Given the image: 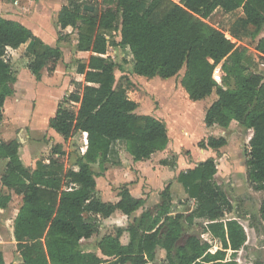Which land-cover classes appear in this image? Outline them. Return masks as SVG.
I'll return each instance as SVG.
<instances>
[{
	"label": "trees",
	"instance_id": "trees-1",
	"mask_svg": "<svg viewBox=\"0 0 264 264\" xmlns=\"http://www.w3.org/2000/svg\"><path fill=\"white\" fill-rule=\"evenodd\" d=\"M217 8L225 13L241 9L239 23L254 39L264 28V0H98V12L89 15L83 14L78 0H67L57 16L58 41L76 32V50L90 56L76 69L85 84L62 99L48 126L64 141L85 133L86 150L76 160L77 171H64L67 155L60 144L51 147L47 165L39 161L29 171L19 158L18 141H0V160H6L1 184L22 196L23 202L13 227L21 258L17 264H150L157 249L165 253L162 264H238L236 255L246 243V234L236 220L224 217L231 205L215 183L213 158L176 178L188 199L196 203L188 217L175 213L168 185L159 193L155 213L144 211L115 236L101 238L97 246L103 258L82 252L79 243L99 231L95 216L108 218L119 211L130 217L145 205L125 186L119 189L116 204L96 199V175L90 166L97 164L104 171L106 164L120 165L119 142L135 162L150 159L168 144L165 124L136 114L138 105L128 98L126 88L114 86L116 64L107 56L109 47L126 49L133 73L139 77L166 80L184 69L180 85L192 102L214 92L217 98L205 111L204 125L228 128L237 122L252 131L246 177L254 191L264 192V79L255 72V64L250 66L246 47L207 22ZM67 29L72 31L62 35ZM117 33L119 42L114 40ZM27 42L32 56L27 69L37 80L42 70L52 77L62 58L58 46L45 44L19 22L0 16V121L16 82L8 50ZM254 50L264 63V37L256 40ZM66 104L78 107L74 111ZM226 144L224 137H208L198 146L217 151ZM66 181L73 186L65 188ZM8 201L9 197L0 195V208ZM259 215L264 223V198ZM194 218L205 220L202 229L212 238L211 244L192 235L179 243L182 221L192 224ZM123 232L129 236L127 245L119 242ZM0 264H5L1 251Z\"/></svg>",
	"mask_w": 264,
	"mask_h": 264
},
{
	"label": "rangeland",
	"instance_id": "rangeland-1",
	"mask_svg": "<svg viewBox=\"0 0 264 264\" xmlns=\"http://www.w3.org/2000/svg\"><path fill=\"white\" fill-rule=\"evenodd\" d=\"M78 1L83 5L84 15L93 14L99 10L98 0ZM173 1L177 3L179 0ZM66 4L67 0H8L5 2L0 0L1 15L19 22L30 31L39 34L47 42L62 49L63 56L59 63V75L54 79L46 78L45 83L39 84L34 81L32 73L26 69L32 60L29 52L30 43L22 45L16 51L8 50L7 58L13 72L19 79L16 92L21 97L27 93L22 106L20 105L14 113L21 118L15 119V124L10 129L13 134L11 137L20 142L22 149L30 147L35 150L34 152H39L42 160L48 159L51 147L59 144L56 140V134H52L54 132L47 129V125L43 121L45 113H49L51 110L48 106L52 103V99L61 92L59 101L67 97L70 91H80L84 84L81 82L80 86H77L74 80L77 75V64L86 62L90 56L89 53L78 55L76 48L73 47V41L77 38L76 32L57 41L58 11ZM241 18V10L233 14L218 12L211 16L207 22L222 31L230 41H239L243 44L247 49L248 60L251 62L250 66L255 64L253 66L255 72L262 75L264 79V63L254 50L256 40L264 36V28L262 33L254 39L250 30L241 27L239 23ZM71 31V29H67L62 35ZM47 38L50 39L47 40ZM114 40L115 42L120 41L118 33L114 34ZM107 53L116 64L114 86L118 88L122 84L126 88L128 98L138 105L136 114L151 116L165 124L168 144L163 151L157 152L144 164L137 166L138 168L132 167L129 177H126L124 172L119 173L116 168L119 165H107L105 171H109L107 175L97 165H94V174L97 176L99 184L98 194L102 195L106 201L114 202L117 188L123 183L131 181L130 185H134L133 189L136 191L142 187L140 193L145 199V205L138 213L141 210L155 212L161 202L159 193L168 182L173 186L180 172L193 169L200 162L213 158L217 164L215 183L224 191L231 205L230 212L226 211L224 217L236 220L246 234V243L236 255L237 263L264 264V223L259 215V207L264 198V192L254 191L246 177V161L251 132L237 122H232L228 128L205 127L203 122L205 111L217 97L212 94L203 101H190L180 85L184 69L170 80H162L158 77L146 79L133 73L132 58L126 49L109 47ZM126 80L129 81L128 84L125 82ZM48 85H53V87L50 88ZM65 107L75 111L78 106L66 104ZM208 137H224L227 144L217 151L199 148V142L206 141ZM60 142L62 149L69 157L68 162L66 159L67 164L71 162V159L74 162V155L78 150L80 152L82 145L80 137H72L66 142H62V140ZM22 149H20V155H23ZM116 150L120 162V154L123 157L126 150L120 144H117ZM162 161H165L166 164H161ZM150 174L154 180L161 179L162 186L160 188L153 187L160 183L159 180L157 183L151 181L150 184ZM174 186L176 188L171 189L174 211L183 214L186 218L194 211L196 203L183 196L185 193L180 184L175 183ZM117 222L120 226L125 225V219L122 217H119ZM204 223L205 220L201 218H194L192 224L183 220V234L179 243L192 235L201 242L211 244L212 238L203 232ZM11 227L12 224H10V229ZM111 229L113 230L111 224L100 221V233L108 234ZM1 234V240L6 243L4 246L6 251H11L15 255L16 252L12 250V246L9 244L7 227L3 229ZM95 239L98 240L99 236L94 238L93 242ZM162 253V256L158 253L153 264H162L165 255L164 252ZM14 258L16 257L14 256ZM14 258L11 262L16 261Z\"/></svg>",
	"mask_w": 264,
	"mask_h": 264
},
{
	"label": "crops",
	"instance_id": "crops-1",
	"mask_svg": "<svg viewBox=\"0 0 264 264\" xmlns=\"http://www.w3.org/2000/svg\"><path fill=\"white\" fill-rule=\"evenodd\" d=\"M4 2L5 1H8V0H3ZM180 1V0H179ZM178 1V2H179ZM177 2V3H178ZM63 7V6H62ZM61 7V8H62ZM61 8H60V10H61ZM59 10V11H60ZM239 10H241V9H238V10H236V11H233V12H230V13H225V12H223L220 8H217V9H215L214 10V12L211 14V16H214L216 13H218V12H221V13H224V14H233V13H236L237 11H239ZM59 11H58V13H59ZM242 11V10H241ZM0 16L2 17V18H4V19H7V20H12V19H10V18H7L6 16H3V15H1V13H0ZM210 16V17H211ZM209 17V18H210ZM242 17H243V14H242ZM57 22V21H56ZM24 26V25H23ZM50 29V28H49ZM30 30V29H29ZM57 30H58V34H59V32L61 31L60 30V27L57 25ZM32 32V34L35 36V37H37V38H39L42 42H44L45 44H47V45H49V46H51V47H56V46H54V45H52V43H50V42H47L45 39H43L42 37H40L39 36V34H37L36 32H33V31H31ZM262 33V32H261ZM260 33V34H261ZM76 37H77V33H76ZM262 37H264V36H262ZM261 38V37H260ZM50 38H47V40H49ZM57 41H58V36H57ZM28 43H30V42H27L26 44H24V45H27ZM76 44H77V38H76V40L75 41H73V47L74 48H76ZM59 47V46H58ZM60 48V47H59ZM61 49V48H60ZM18 50V49H17ZM11 51H16V50H11ZM61 51H62V49H61ZM76 52L78 53V55H82V54H86V53H83V52H78L77 50H76ZM62 56H63V53H62ZM107 56H109L108 55V53H107ZM61 60H62V58H61ZM61 60L58 62V64H57V67H56V69H55V72H54V74H53V76L52 77H49L48 76V74H47V72H46V70H42L41 71V78H40V80H37L36 78H35V76H34V81L37 83V84H39V83H45V79L46 78H51V79H54L55 77H57L58 75H59V72H58V70H59V63L61 62ZM27 69V68H26ZM28 70V69H27ZM77 74V73H76ZM174 78V77H173ZM173 78H170V79H173ZM170 79H168V80H170ZM75 80V82H76V84H81V82H83V84H85V82H84V79H83V76L82 75H79V74H77L76 75V78L74 79ZM167 80V79H166ZM18 84H19V79H18V76L16 77V82H15V84L12 86V88H13V90H14V94L11 96V97H8L6 100H5V103H4V105H3V118H2V120L0 121V141H3V142H9V141H12V140H16L15 138H12L11 136H13V134H12V132H10V129L13 127L12 125H14L15 124V119H20L21 117L20 116H17V115H15L14 113H15V111L17 110V108L21 105L22 106V103H23V101H25V99H26V97H27V93L25 94V95H23L22 97L21 96H19L18 94H17V92H16V90H17V86H18ZM50 88L51 87H53V85H48ZM54 87H56L55 85H54ZM64 87H65V82H64ZM69 88H71V87H69ZM64 90V89H63ZM27 92V91H26ZM74 91H70V94L71 93H73ZM62 93V92H61ZM60 93V94H61ZM59 94V95H60ZM69 94V95H70ZM212 94H214L215 95V93L213 92ZM211 94V95H212ZM59 95L57 96V97H55L54 99H52V103L50 104V106H48L49 108H51V110H50V112L49 113H45V118L43 119V121H45V124L47 125V129H49L50 131L52 130L51 128H49V126H48V121H49V119L50 118H52L53 116H54V114H55V112H56V110H57V107H58V105H59V103L62 101V99L59 101ZM68 95V96H69ZM210 95V96H211ZM67 96V97H68ZM206 99V98H205ZM205 99H203V100H205ZM203 100H201V101H203ZM215 101V100H214ZM213 101V102H214ZM212 102V103H213ZM211 103V104H212ZM36 107V106H35ZM136 113V112H135ZM14 118V119H13ZM204 119V118H203ZM206 127V126H205ZM247 131H250L251 132V137H252V131L251 130H247ZM51 132H54L53 130L51 131ZM52 134H56L55 132L54 133H52ZM56 136V140H57V142H59V144L61 145V142H60V140H62V142H66V141H64L63 140V138L62 137H60L58 134H56L55 135ZM59 136V137H58ZM80 137V139H81V141H82V145H81V147H80V152H79V150L77 151V153L74 155V159H75V161L73 162L72 160L73 159H71V162H69V164H67V162H68V160H69V157H67L66 159H67V162H65V164H64V171H68V170H72V171H77L78 170V167L76 166V160H77V158L78 157H80V156H82L83 154H84V152H85V150H86V134L85 133H82V132H78V133H76L73 137ZM251 137H250V139H251ZM69 139H72V137L71 138H69ZM68 139V140H69ZM249 139V140H250ZM18 143L20 144V142L18 141ZM118 144H120V145H123L124 147H125V150H126V146H125V144L124 143H122V142H119ZM20 149H22V147H21V145H20V147H19V150H18V154H19V158H20V160H21V162H22V164H23V166L26 168V169H28L29 171H34L35 169H36V163L37 162H42L43 164H45V165H47L48 163H49V157H50V155H49V157H48V159H44V160H42V159H40L41 158V156L39 155V152H34L35 150H33V148L31 149L30 147H26V149H22V152H23V155H20ZM36 149V148H35ZM28 151V152H26V151ZM65 152V151H64ZM38 153V154H37ZM156 154V153H155ZM155 154H153V155H155ZM152 155V156H153ZM151 156V157H152ZM150 157V158H151ZM120 162H121V164L119 165V166H117L116 168L118 169V171H119V173H121V172H124L127 176L126 177H129V173H130V169L132 168V167H134V168H138L137 166H140V165H142V164H144V162H146V161H148V160H144V161H138V162H135L134 160H133V158L131 157V155L126 151L125 152V155L122 157L121 156V154H120ZM125 163H126V165H125ZM5 164H6V160H0V195L1 196H5V197H9V201H8V203L6 204V206L4 207V208H0V251H1V253H2V255H3V260H4V262H5V264H17V263H20L21 262V258H20V255H19V253H18V251H17V249H16V242H15V239H14V236H13V227H14V221H15V218H16V216H17V214H18V212H19V209L21 208V206H22V196H20V195H16L13 191H11V190H8L7 188H5V187H3L2 186V184H1V174H2V172L4 171V168H5ZM161 164H163V165H165L166 163H165V161H162L161 162ZM95 165H97V164H95ZM107 165H109V164H106L105 166H104V168H105V170L103 171V172H105L106 171V166ZM93 166L94 165H91L90 166V168H91V170H92V172L94 173V170H93ZM98 166V165H97ZM109 172V171H108ZM108 172H105V174L107 175L108 174ZM152 174V173H151ZM150 174V184H151V181L153 182V183H157V181L159 180L160 181V183L157 185V186H153V187H155V188H160L161 186H162V183H161V179H155L154 180V178H152V175ZM179 175V174H178ZM97 176H95L94 177V179H95V182H96V189H95V193H94V197L96 198V199H98V200H100V201H102V202H104V203H110V204H116L118 201H119V197L117 196L118 195V192H119V189L121 188V187H123V186H125L128 190H129V193L131 194V196H133L134 198H136V199H143V200H145L144 199V197L141 195V191H142V187H140V189L138 190V191H136V189H133V186L132 185H130L131 184V181H128V182H125V183H123L120 187H118L117 188V191H116V197H115V201L114 202H110V201H106L105 199H103L102 197V195H100V194H98V191H99V184H98V181H97V178H96ZM177 178V177H176ZM175 181H176V179H175ZM68 183V184H67ZM175 183H177V182H175ZM175 183H174V185H175ZM66 184H67V186H65V188H67V187H72L73 185L72 184H69V182L68 181H66ZM168 185H170V192H171V198H172V191H171V189L173 188V189H175L176 187L173 185V186H171V183L170 182H168L166 185H165V187L166 186H168ZM152 186V185H151ZM164 187V188H165ZM164 188H163V190H164ZM163 190H161V191H163ZM179 190V189H178ZM180 191V190H179ZM181 193V192H180ZM112 194V193H111ZM182 194V193H181ZM181 194H179L180 196H181ZM100 195V196H99ZM183 195V194H182ZM183 196H186L187 197V195H183ZM188 198V197H187ZM160 204V203H159ZM144 207V206H143ZM144 211H149V210H144ZM144 211H140V213H138L139 212V210L136 212V213H134L133 215H131L130 217H127V216H125V215H123V214H121L119 211H116L115 213H113L110 217H108V218H102L101 216H99V215H97V216H95V218L99 221V231L96 233V234H94V235H92L90 238H88V239H82L79 243H80V249H81V251L82 252H84V253H92V254H95L96 256H98V257H100V258H103L102 257V255H101V253H100V250H99V248H98V243H99V241L101 240V238H103L104 236H106V235H112V236H115V234H116V231L117 230H124V229H126V227L130 224V223H132V221H133V219L134 218H137V217H139L140 215H141V213L142 212H144ZM149 212H151L152 214L153 213H155V212H153V211H149ZM119 217H122V218H124L125 219V225H123V226H125V227H123V226H120L119 224H118V222H117V220L119 219ZM103 221V222H108L109 224H111L112 225V227H113V230L111 229V231L110 232H108V234H106V233H100V221ZM10 224H12V227H11V229H10ZM5 227H7V231H8V238H9V244L12 246V250H14V252H16L15 253V255H13L12 253H11V251H6V249H5V242L4 241H2L1 239H2V232H3V229L5 228ZM101 235V236H100ZM98 236H99V239L97 240V239H95V241L93 242V240H94V238H98ZM97 240V241H96ZM119 242L121 243V245H127L128 244V242H129V236H128V234L126 233V232H123L122 234H121V236H120V238H119ZM209 243V242H208ZM161 252V253H160ZM162 252H164V251H162V250H159V249H157V254H156V259H157V256H158V253L159 254H161V256L163 255V253ZM165 254V253H164ZM14 256L16 257V258H14ZM165 256V255H164ZM16 259V261H14V262H11V260L12 259ZM156 259L154 260V262L156 261ZM164 259V258H163ZM154 262H152V263H150V264H153ZM128 264V263H127Z\"/></svg>",
	"mask_w": 264,
	"mask_h": 264
}]
</instances>
